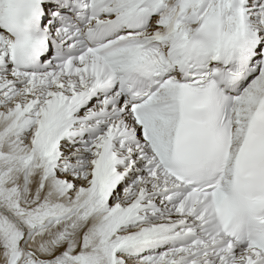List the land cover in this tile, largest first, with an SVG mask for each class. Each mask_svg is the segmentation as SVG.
Returning <instances> with one entry per match:
<instances>
[{
	"label": "snow or ice",
	"instance_id": "1",
	"mask_svg": "<svg viewBox=\"0 0 264 264\" xmlns=\"http://www.w3.org/2000/svg\"><path fill=\"white\" fill-rule=\"evenodd\" d=\"M0 264H264V0H0Z\"/></svg>",
	"mask_w": 264,
	"mask_h": 264
}]
</instances>
